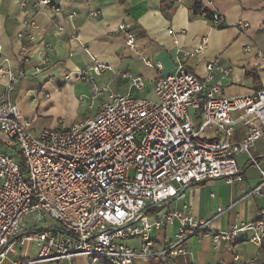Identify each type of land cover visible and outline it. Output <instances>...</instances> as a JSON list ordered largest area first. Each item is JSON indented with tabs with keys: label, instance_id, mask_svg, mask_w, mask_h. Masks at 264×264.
Returning a JSON list of instances; mask_svg holds the SVG:
<instances>
[{
	"label": "built area",
	"instance_id": "1",
	"mask_svg": "<svg viewBox=\"0 0 264 264\" xmlns=\"http://www.w3.org/2000/svg\"><path fill=\"white\" fill-rule=\"evenodd\" d=\"M19 3L26 15L29 6L52 14L62 9L52 0ZM97 13L93 11L90 16ZM76 14V10L71 11L69 20ZM198 14L215 25L223 23L218 11L202 7ZM25 22L31 28L38 27L33 17ZM249 26L248 21L238 23L243 31ZM57 29L63 32L65 27L58 25ZM29 36L40 44L36 48L39 61L34 66L38 73L49 65L53 44L35 33ZM135 37L133 32L128 33L131 48ZM72 38H78L77 28ZM203 47L204 42L186 55ZM255 47L250 43L245 50L250 52ZM256 55L264 61V50L258 49ZM18 57L22 65L30 62L29 46L22 45ZM8 62L0 43V79L5 80L0 90V131L13 141L20 154L16 157L0 151V264H58L59 260L78 255H86L92 263L137 264L136 259L142 258L178 264L179 258L191 253L192 236H211L218 247L223 240L236 243L246 235L264 249V210L254 222H236L213 230L212 219L228 207L219 206L212 219L199 218L187 207H169L184 189L209 179L228 184L243 181L237 159L240 154H247L261 172L259 183L249 194H264V168L254 154L264 136V89L232 97L220 95L218 84H207L212 74L204 80L181 63L175 73L156 80L157 99H152L116 92L109 83L100 85L97 77L112 67L97 62L75 74L77 79L92 84L89 108L95 109L94 115L68 127L36 131L14 98L27 71L23 67L13 69ZM208 68L212 70L214 64ZM132 81L137 88H144L141 76H132ZM239 125L245 126L246 133L242 139H235ZM209 129L213 136L207 135ZM132 169L134 174L130 176ZM45 218L57 222L56 227L27 229L29 222L39 223ZM175 223L178 231L174 240L158 246L154 232ZM136 238L138 244L129 243ZM32 243L40 247L37 258L9 263L11 253ZM255 261L236 254L231 262L218 264ZM183 264L198 263L190 259Z\"/></svg>",
	"mask_w": 264,
	"mask_h": 264
},
{
	"label": "crops",
	"instance_id": "2",
	"mask_svg": "<svg viewBox=\"0 0 264 264\" xmlns=\"http://www.w3.org/2000/svg\"><path fill=\"white\" fill-rule=\"evenodd\" d=\"M52 1L62 5L59 13L52 14L29 6L28 15L19 0L0 1V43L3 52L13 69L23 67L27 71L16 87L14 98L20 104L24 116L32 120L34 130V124L40 115L79 111V96L93 94L94 91L90 82L77 79L75 74L97 62H105L112 67L97 77L100 85L109 83L110 88L116 92L137 96L154 92L156 80L175 73L181 63L185 69L204 80L212 74L213 78L207 84H218L220 95L232 97L264 89V61L259 60L256 55L258 49L264 50V0ZM196 3L210 11H218L223 16V27H218L211 19L197 14L194 8ZM73 10L77 14L69 20L68 14ZM93 11L98 12L94 17L90 16ZM31 17L36 19L37 28H31L25 22ZM239 21H248L249 28L241 30L238 27ZM58 25L64 26L65 30L60 32ZM121 25H125V29H121ZM74 28L78 30V38H72ZM20 31L24 32L21 37L18 35ZM129 32L136 36L134 48L127 42ZM29 33L42 36L53 44L49 65L38 73L34 72V66L39 61L36 48L40 44L30 39ZM175 38L178 39L177 43ZM203 42V49L186 55V52L196 50ZM250 43H254L256 47L247 52L245 46ZM22 45L29 46L32 54L31 61L24 65L20 64L18 57ZM210 63L214 64L212 70L208 68ZM218 65L223 69H219ZM251 72H255L258 79ZM132 76L142 77L143 89L133 85ZM4 85L5 80L0 79V90ZM86 85L90 91H86ZM213 133L212 129L207 131L209 136H213ZM245 133V126L239 125L235 139H242ZM263 138L264 136L257 142L254 154L259 165L264 168L261 164L264 155L260 156L264 154L260 152ZM0 151L16 157L19 153L13 141L1 131ZM237 159L243 170V181L228 184L221 179H209L186 188L170 202L169 207H187L203 219L214 218L219 206L228 207L223 214L212 219L210 228L213 230L228 228L236 221H256L264 210V194L249 192L259 183L261 172L247 154H240ZM56 225L54 220L45 218L35 224L29 222L27 229ZM169 228H172L171 237ZM164 231L163 239L159 231L154 232L158 246L174 240L178 223ZM245 236L238 241L242 242L240 245L223 240L218 247L211 236H192L189 239L191 253L179 258L177 263L194 259L198 264H218L231 262L236 254H240L244 260L256 258L255 264H264V249H259ZM33 252L36 254L33 255ZM39 252L37 243L18 247L16 253L9 255L8 261L34 260ZM57 263L104 264V261L92 263L86 255H78ZM35 264L53 263L46 261Z\"/></svg>",
	"mask_w": 264,
	"mask_h": 264
},
{
	"label": "rangeland",
	"instance_id": "3",
	"mask_svg": "<svg viewBox=\"0 0 264 264\" xmlns=\"http://www.w3.org/2000/svg\"><path fill=\"white\" fill-rule=\"evenodd\" d=\"M85 88L87 89L86 91H90V89L87 85L85 86ZM90 96H91V94H89V95L85 94L84 96L83 95L79 96L80 107H79L78 112H48L47 114L40 115L38 117V120L34 124L36 127V131H40V130L44 129L45 127L53 128V127H56L58 125L61 127H68V126H71L74 122L84 119L86 116L94 115L95 109L89 108V104L91 101ZM146 96L149 98H152V99H157L155 92H152L151 94L146 95ZM83 99H84V101H83L84 103L82 102ZM262 143H263V146H262L260 152H264V138L262 140ZM16 155H18V157L20 156L19 153H17ZM263 155L264 154H262L260 156L262 157ZM261 164L264 165V158L261 159ZM253 167L256 168V166H253ZM129 174H130V176H133L134 169H132ZM236 222H238V221H236ZM164 230L165 229L158 230L159 233H161L159 235H161L162 239H163V234L165 232ZM171 235H172V228H169V237H171ZM138 240H139L138 238H136L135 240L131 239V240H129V242L133 243V244L134 243L137 244ZM237 243H238L237 245H240V243H242V242H237ZM34 254H36V253L33 252V255ZM152 262H154V260H147V259H142V258L136 259L137 264H152ZM34 264H35V262H34ZM181 264H183V263H181Z\"/></svg>",
	"mask_w": 264,
	"mask_h": 264
},
{
	"label": "trees",
	"instance_id": "4",
	"mask_svg": "<svg viewBox=\"0 0 264 264\" xmlns=\"http://www.w3.org/2000/svg\"><path fill=\"white\" fill-rule=\"evenodd\" d=\"M194 8H195V12L198 14L199 13V10L202 8V5L200 3H196L194 5ZM223 25H224V23H221V24H219L217 26L218 27H223ZM250 74L253 75V77H257V79H258V76H257V74L255 72H251ZM152 264H163V263L160 262V261L154 260V262H152Z\"/></svg>",
	"mask_w": 264,
	"mask_h": 264
},
{
	"label": "water",
	"instance_id": "5",
	"mask_svg": "<svg viewBox=\"0 0 264 264\" xmlns=\"http://www.w3.org/2000/svg\"><path fill=\"white\" fill-rule=\"evenodd\" d=\"M184 190H185V189H184ZM184 190H183V191H184Z\"/></svg>",
	"mask_w": 264,
	"mask_h": 264
}]
</instances>
